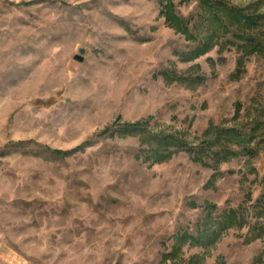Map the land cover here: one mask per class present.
Returning a JSON list of instances; mask_svg holds the SVG:
<instances>
[{"label": "rangeland", "instance_id": "obj_1", "mask_svg": "<svg viewBox=\"0 0 264 264\" xmlns=\"http://www.w3.org/2000/svg\"><path fill=\"white\" fill-rule=\"evenodd\" d=\"M166 2L0 0V264H264V50Z\"/></svg>", "mask_w": 264, "mask_h": 264}, {"label": "trees", "instance_id": "obj_2", "mask_svg": "<svg viewBox=\"0 0 264 264\" xmlns=\"http://www.w3.org/2000/svg\"><path fill=\"white\" fill-rule=\"evenodd\" d=\"M199 2L202 10L200 25H202L203 20L207 23L204 25L202 34L192 31L188 20L175 12L171 0H167L165 4L167 9L165 14L168 19L177 23L188 35L202 39V44L204 45L211 46L215 43H220V41L221 43L231 41L238 47H244V54L264 50V12L249 11L245 7L233 4L228 0H199ZM243 57L240 58L239 64L243 62ZM123 130L137 131L139 130V125L137 123L124 125ZM222 134H225L224 138L217 137L209 145L203 144L200 147L191 146L190 148L202 153L212 151L215 146L218 149H215L216 151L213 150L215 153H224V150L240 153L243 150L250 151L252 149L249 146L251 140L247 139V136L252 137L253 133L249 132L246 135L245 132L240 131L236 127H226ZM85 144L79 148H82ZM262 198L264 199V193Z\"/></svg>", "mask_w": 264, "mask_h": 264}, {"label": "water", "instance_id": "obj_3", "mask_svg": "<svg viewBox=\"0 0 264 264\" xmlns=\"http://www.w3.org/2000/svg\"><path fill=\"white\" fill-rule=\"evenodd\" d=\"M80 52H81V53H77V54L75 55V57H76L77 59H79V60H83V59H84V55H83V53L86 52V49H85V48H80Z\"/></svg>", "mask_w": 264, "mask_h": 264}]
</instances>
